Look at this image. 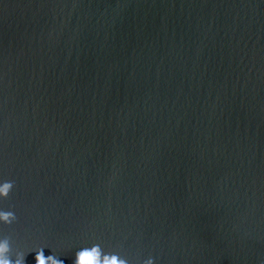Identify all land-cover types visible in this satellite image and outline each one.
Segmentation results:
<instances>
[{
  "label": "water",
  "instance_id": "1",
  "mask_svg": "<svg viewBox=\"0 0 264 264\" xmlns=\"http://www.w3.org/2000/svg\"><path fill=\"white\" fill-rule=\"evenodd\" d=\"M3 183L23 264H264V0H0Z\"/></svg>",
  "mask_w": 264,
  "mask_h": 264
},
{
  "label": "clouds",
  "instance_id": "2",
  "mask_svg": "<svg viewBox=\"0 0 264 264\" xmlns=\"http://www.w3.org/2000/svg\"><path fill=\"white\" fill-rule=\"evenodd\" d=\"M11 186V183H3V186L0 187V197L6 196ZM14 220L15 216L12 212L0 211V222L5 224H11ZM6 251V243L0 242V257H3ZM23 259V255L17 253V258L14 264H23ZM95 260L96 249L93 248L91 252L84 251L82 253H79L77 255L76 264H95ZM49 262L50 264H56V261L52 260L51 257H49ZM0 264H9V261L0 258ZM37 264H44V261L40 257H37ZM103 264H125V262L123 260L118 261L115 256H112L111 258L106 256L103 260ZM148 264H152L151 260L148 261Z\"/></svg>",
  "mask_w": 264,
  "mask_h": 264
},
{
  "label": "snow or ice",
  "instance_id": "3",
  "mask_svg": "<svg viewBox=\"0 0 264 264\" xmlns=\"http://www.w3.org/2000/svg\"><path fill=\"white\" fill-rule=\"evenodd\" d=\"M0 242L6 243V246H7V251L5 252L3 257H0V258L9 261V264H14V262L17 258V253H20L23 255L22 252L13 248L12 242L10 241V239L7 236L3 235L2 233H0ZM82 252H84V251L77 250V254H76L75 258L77 259V255L79 253H82ZM47 256H49V255H47ZM47 256H45V257H47Z\"/></svg>",
  "mask_w": 264,
  "mask_h": 264
}]
</instances>
